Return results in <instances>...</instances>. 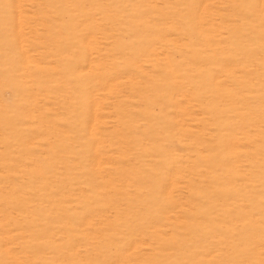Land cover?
I'll return each mask as SVG.
<instances>
[{"label":"rangeland","instance_id":"obj_1","mask_svg":"<svg viewBox=\"0 0 264 264\" xmlns=\"http://www.w3.org/2000/svg\"><path fill=\"white\" fill-rule=\"evenodd\" d=\"M0 264H264V0H0Z\"/></svg>","mask_w":264,"mask_h":264}]
</instances>
